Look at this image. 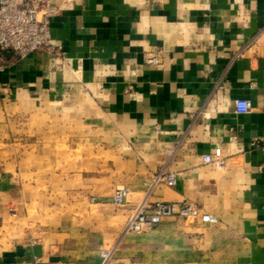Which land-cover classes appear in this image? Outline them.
<instances>
[{"label": "crops", "instance_id": "1", "mask_svg": "<svg viewBox=\"0 0 264 264\" xmlns=\"http://www.w3.org/2000/svg\"><path fill=\"white\" fill-rule=\"evenodd\" d=\"M51 3L62 53L0 56V105L72 121L115 171L91 221L63 224L61 241L0 250V264H264V0ZM237 98L259 111L237 113ZM219 146L227 164L206 163ZM159 172L176 183L151 186ZM119 184L132 188L123 204ZM144 199L218 220L171 216L127 231Z\"/></svg>", "mask_w": 264, "mask_h": 264}, {"label": "rangeland", "instance_id": "2", "mask_svg": "<svg viewBox=\"0 0 264 264\" xmlns=\"http://www.w3.org/2000/svg\"><path fill=\"white\" fill-rule=\"evenodd\" d=\"M14 112L23 111L0 105V250L61 241L67 234L55 230L63 224L91 221L97 202L110 192L108 176L115 171L108 166L110 156L85 142L72 121L53 119L45 111L31 118ZM120 187L132 191L129 184H119L113 199ZM81 209L86 216H77Z\"/></svg>", "mask_w": 264, "mask_h": 264}, {"label": "built area", "instance_id": "3", "mask_svg": "<svg viewBox=\"0 0 264 264\" xmlns=\"http://www.w3.org/2000/svg\"><path fill=\"white\" fill-rule=\"evenodd\" d=\"M59 8L51 0H0V56L7 53L23 56L30 52L49 49L56 54L62 53V47L55 45L51 37V18ZM149 62H158L156 56H150ZM237 113H251L259 111L250 98L235 100ZM206 163L217 167L227 164L222 147H216L211 153L203 156ZM154 182H166L169 185L176 183L175 173L159 172L154 176ZM131 190L129 187H120L114 195V202L124 203ZM171 216L199 217L204 222H217L216 215L201 210L191 203L171 201H151L144 199L140 203L134 216L127 224V231H144L157 226L163 219ZM103 255L108 257L109 251Z\"/></svg>", "mask_w": 264, "mask_h": 264}, {"label": "water", "instance_id": "4", "mask_svg": "<svg viewBox=\"0 0 264 264\" xmlns=\"http://www.w3.org/2000/svg\"><path fill=\"white\" fill-rule=\"evenodd\" d=\"M7 54H10V53H7Z\"/></svg>", "mask_w": 264, "mask_h": 264}]
</instances>
